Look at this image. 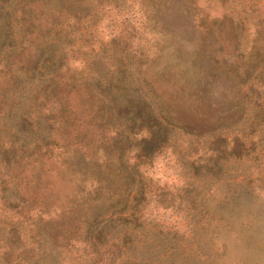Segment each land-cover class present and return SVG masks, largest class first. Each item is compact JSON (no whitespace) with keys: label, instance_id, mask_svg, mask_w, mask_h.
<instances>
[{"label":"trees","instance_id":"obj_1","mask_svg":"<svg viewBox=\"0 0 264 264\" xmlns=\"http://www.w3.org/2000/svg\"><path fill=\"white\" fill-rule=\"evenodd\" d=\"M118 2L56 0L55 14L42 20L40 9L50 0H0L1 20L7 6L18 10L16 22L32 46L26 70L30 80L39 73L41 82L30 97L32 112H17V100L14 122L3 126L9 134L0 157L9 173L0 178L7 220L1 264H33L43 242L56 250L84 243L82 264H145L149 245L132 234L145 221L130 209L139 167L151 165L174 133L212 138L209 159L215 161L200 166L206 173H221V159L255 150V142L221 133L245 118L250 103L255 118H264V11L252 23L245 52L242 29L228 12L209 17L195 11L196 0H141L154 29L197 28V36L177 37L173 46L157 45L154 51L113 36L102 56L82 59L81 68L92 76L78 74L59 48V32L79 30L81 21L97 14L98 3ZM22 78L18 74L14 83ZM133 149L136 161L130 163ZM62 183L63 194L55 193ZM134 199L138 203L143 194Z\"/></svg>","mask_w":264,"mask_h":264},{"label":"rangeland","instance_id":"obj_2","mask_svg":"<svg viewBox=\"0 0 264 264\" xmlns=\"http://www.w3.org/2000/svg\"><path fill=\"white\" fill-rule=\"evenodd\" d=\"M50 2L40 9L42 20L48 19L50 12L55 14L56 0ZM99 4L93 6L97 11L94 20L81 21L77 31L63 28L59 32V48L69 64L84 77L92 72L81 68L82 59L102 56L105 44L108 47L113 36L149 51H154L157 45L173 46L177 37L197 36V28H182L183 33L154 29L140 7L141 0H119L111 6ZM195 4L196 12H208L209 17L223 11L231 14L242 29L241 48L245 52L249 50L252 23L263 13L264 0H196ZM17 15L18 10L11 5L0 19L3 25L0 31V144L3 145L9 134L8 131L4 134V124L14 122L17 100H20L17 112L30 114L33 110L30 97L41 83L39 73L30 80L26 70L32 46H27L22 37ZM182 41L190 45L183 38ZM224 43L229 42L224 39ZM18 74L23 76L20 85L14 83ZM254 115L255 108L250 103L245 118L221 133L228 138L238 136L248 143L255 142V150L250 155L225 162L221 159V173H206L200 168L204 163L215 161L209 159L213 154L208 149L211 137L195 138L179 133L171 136L151 165L139 167L140 174L136 175L137 181L131 189L130 209L136 210V215L145 221L146 226L132 233L136 240L149 245V251L144 250L145 264H264V118ZM135 154L134 149L129 153L130 163L136 161ZM8 173L0 157V178L7 177ZM14 183L20 191V186ZM185 187L191 192L185 194ZM54 190L63 194L64 184L56 185ZM141 194L144 199L136 203L134 197L140 198ZM58 210L53 209L52 214ZM4 213L0 198V237L7 229ZM19 223L25 226L22 221ZM29 229L25 226V233L32 236L33 231ZM84 248V243L75 242L68 249L56 250L43 242L39 258L33 264H82L80 256Z\"/></svg>","mask_w":264,"mask_h":264}]
</instances>
